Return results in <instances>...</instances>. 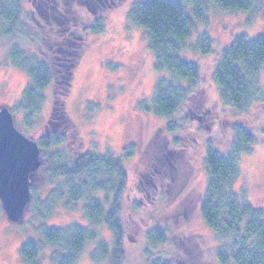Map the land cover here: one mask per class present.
<instances>
[{
  "label": "rangeland",
  "instance_id": "obj_1",
  "mask_svg": "<svg viewBox=\"0 0 264 264\" xmlns=\"http://www.w3.org/2000/svg\"><path fill=\"white\" fill-rule=\"evenodd\" d=\"M32 1L19 0L23 16L32 15ZM70 1L82 14L81 21L74 15L75 23L80 22L81 29L88 26L80 39V56L72 73L65 110L77 127L84 151L111 154L122 161L125 168L127 183L119 214L124 228L121 264H147V256L151 261L157 258V253L171 264H218L213 253L217 243L204 226L198 210L199 198L206 187L204 151L210 146L227 154L236 124L249 126L255 136L264 137V66L255 81L258 96L241 115L223 104L212 73L233 36L244 35L249 39L264 36V0H254L253 8L246 13L222 12L209 6L206 30L197 26L189 43L205 31L212 42V51L205 57L193 53L182 56L199 69L201 82L192 105L181 107L173 118L176 124L182 122L174 136L180 144L181 155L173 157L170 164L163 163L161 144L156 146L151 142L164 122L153 116L151 103L161 79L178 83L170 80L164 70H154L155 59L149 50L146 32L127 19L131 6L144 0ZM177 1L183 3L184 0ZM96 16L100 17L104 28L100 34L93 35L88 28ZM2 26L0 20V28ZM9 47L0 40V109L7 108L16 129L37 141L52 110V88L44 90L42 109L32 125L26 127L21 112L13 107L30 85V79L12 66ZM20 49L25 58L26 53L34 60L42 57L32 42L21 45ZM181 84L186 87L185 83ZM166 139L171 142V137ZM51 154L53 151L40 152L42 164ZM238 168V187L245 189L250 202L264 209V139L259 140L249 154L239 157ZM172 175L176 178L174 182ZM52 190H55L54 198L50 197ZM66 192V183L50 181L42 166L30 176V200L17 223L7 219L0 203V264H23L19 248L25 243L38 244L39 264H54L53 250L40 243L41 232L66 228L70 224L88 226L81 209L83 202L76 211H71L66 206ZM134 205L139 209L134 211ZM108 209L109 205H105L104 210ZM154 227L168 233L172 242V245L157 248L156 253L148 250L145 242V233ZM98 230V238L85 244L75 264H110L109 256L101 262L92 258L98 241L106 243L111 250L110 231L103 225Z\"/></svg>",
  "mask_w": 264,
  "mask_h": 264
},
{
  "label": "trees",
  "instance_id": "obj_2",
  "mask_svg": "<svg viewBox=\"0 0 264 264\" xmlns=\"http://www.w3.org/2000/svg\"><path fill=\"white\" fill-rule=\"evenodd\" d=\"M70 2L33 0L32 15L25 17L19 0H0V20L4 24L0 28V40L10 46L8 57L12 66L30 79V85L22 91L13 108L21 112L23 123L30 127L44 104V90L51 86L52 110L42 135L35 142L40 152L53 151V154L46 156L41 167L45 168L50 181L56 179L66 183L68 209L76 211L78 204L83 202L81 209L88 226L70 224L66 228H49L41 232L40 243L53 250V263L75 264L85 244L98 238V229L103 225L112 235L111 250L106 243L98 241L92 258L101 262L109 256L110 264H121L124 228L119 214L127 183L125 168L122 161L111 154L96 155L84 151L77 127L65 110L72 73L80 56L81 38L88 26L84 25V30L79 28L80 22L75 23L74 15L81 21L82 14ZM209 6L222 12L246 13L253 8L254 0H184L183 3L144 0L133 4L127 12V19L148 36V47L155 59L154 70H164L170 80L178 83L161 79L151 103L153 116L164 120L151 141L153 145L161 144L164 164H170L173 157L181 155L180 144L174 136L182 122L176 124L173 118L181 107L192 105L201 82L199 69L182 56L193 53L205 57L212 51V42L205 31L189 43L197 26L206 30ZM101 23L100 17L96 16L88 31L93 35L100 34L104 28ZM28 42L39 48L40 60H34L27 53L24 57L20 46ZM263 66L264 36L254 39L233 36L229 46L221 52L219 64L212 73L213 81L219 98L235 114H243L258 96L255 81ZM166 137H171V142ZM263 139L255 136L249 126L236 124L227 154L210 146L204 151L206 187L199 198L198 210L204 226L217 243L213 253L218 264H264V209L250 202L245 189L238 187L239 157L249 154ZM171 180L174 182L176 178L172 175ZM170 187L169 192L173 184ZM177 190H174L175 194ZM50 197H55V190L51 191ZM163 198L160 194V199ZM105 205H109L108 211L104 210ZM138 209L137 205L133 206L134 211ZM145 242L148 250L154 253L159 247L172 245L169 234L157 227L145 233ZM38 255V244L25 243L19 248L23 264H39ZM157 255L151 261L147 256V264H171L161 258L160 253Z\"/></svg>",
  "mask_w": 264,
  "mask_h": 264
},
{
  "label": "water",
  "instance_id": "obj_3",
  "mask_svg": "<svg viewBox=\"0 0 264 264\" xmlns=\"http://www.w3.org/2000/svg\"><path fill=\"white\" fill-rule=\"evenodd\" d=\"M42 165L35 141L21 134L11 112L0 109V203L10 222L17 223L30 200V176Z\"/></svg>",
  "mask_w": 264,
  "mask_h": 264
}]
</instances>
